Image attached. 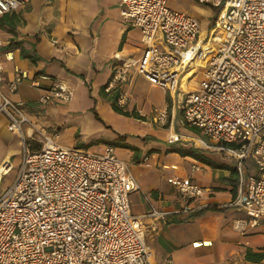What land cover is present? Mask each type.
<instances>
[{"label": "built area", "instance_id": "1", "mask_svg": "<svg viewBox=\"0 0 264 264\" xmlns=\"http://www.w3.org/2000/svg\"><path fill=\"white\" fill-rule=\"evenodd\" d=\"M28 1L0 0V16ZM195 1L221 9L207 35L196 16L171 7L169 0H121V14L141 29L145 47L140 56L122 58L105 90L126 82L132 70L154 80L192 58L193 44L206 40L211 54L205 77L198 89L178 92L173 107L182 112L183 122L200 127L213 144H236L226 148L237 159L238 189L221 206L246 212L248 221L235 222L244 231L248 224L264 222V0ZM26 76L16 68L7 78L0 59V114L23 143L15 182L3 188L7 174L0 179V264H154L146 219L158 221L171 211L151 204L143 215L132 212L130 195L140 186L112 146L91 152L61 144L39 128L24 103L11 97ZM44 81L51 83L41 102L74 98L67 82L46 73L33 77L32 85L41 88ZM128 99L126 90L119 93L121 105ZM170 108L154 109L158 123L168 122ZM248 160L255 172L249 171ZM168 181L184 201L176 212L196 213L209 205L200 201L210 189L192 177L172 175ZM192 200L197 205L192 206Z\"/></svg>", "mask_w": 264, "mask_h": 264}, {"label": "crops", "instance_id": "2", "mask_svg": "<svg viewBox=\"0 0 264 264\" xmlns=\"http://www.w3.org/2000/svg\"><path fill=\"white\" fill-rule=\"evenodd\" d=\"M205 43L197 40L195 55L166 74L153 80L132 70L126 82L107 92L105 87L122 58L140 56L145 47L141 29L121 14V0H29L0 16L5 75L12 78L16 68L27 74L11 97L24 103L37 126L61 144L95 147L99 152L112 146L128 162L140 186L130 195L134 214L147 213L151 204L171 211L158 221L146 219L154 264H264V259L246 257L248 249L264 252V222L238 230L236 220L248 221L249 216L243 209L221 206L236 195L238 173L172 150L174 146L199 148L217 162L236 166L228 148L213 144L200 127L183 122L182 112L173 107L178 92L200 87L207 66L204 54L199 59ZM199 70L203 75L198 83ZM41 73L67 82L74 98L67 103L41 102L44 88L51 83L33 86L32 78ZM123 90L129 93L125 105L118 102ZM166 105H171L170 116L163 125L156 121L154 109ZM8 121L0 114V167L11 161L15 168L14 159L22 160L23 143L20 133L9 130ZM64 132L69 139L60 141ZM173 160L190 164L185 167ZM194 163L200 169L193 170ZM136 165L143 169L138 176L132 169ZM247 165L250 172L256 171L252 160ZM172 175L192 177L210 189L200 201L209 205L196 213L176 212L184 201L178 187L168 181ZM132 195H137V207ZM190 204L195 206L197 201Z\"/></svg>", "mask_w": 264, "mask_h": 264}, {"label": "rangeland", "instance_id": "3", "mask_svg": "<svg viewBox=\"0 0 264 264\" xmlns=\"http://www.w3.org/2000/svg\"><path fill=\"white\" fill-rule=\"evenodd\" d=\"M169 4L173 8L186 11L189 14L196 16L200 20V23L202 26V33L205 35L209 34L211 30H213V21L218 15V13L221 11L220 8L213 7L211 4H204V3L197 2L195 0H169ZM210 51L211 49H209V46L207 45V43L203 44L202 49H201L202 54H200L199 59H202L203 54H204L203 57H206L208 59L211 54L209 53ZM202 75H203V70H199L198 71V83L200 79L202 78ZM67 139H69V135L64 132L63 136L59 140L64 141ZM93 148H88L87 150L91 152H99V150H96ZM14 161H15V168L11 169L9 173H4L7 175L4 176V179L2 181L3 188L9 187L15 182V179L18 174L19 167H20L19 164H21L22 160L20 162L19 158L17 157L14 159ZM173 162L182 163V165H184L185 167H188L190 164L189 162H185V161L180 162L177 160H173ZM132 169L136 173L137 176L140 175L141 171L143 170L142 167L138 165L132 167ZM2 177H3V174L1 175V178ZM132 201L135 207H137V202H138L137 195H132ZM135 207L133 208L135 209Z\"/></svg>", "mask_w": 264, "mask_h": 264}, {"label": "trees", "instance_id": "4", "mask_svg": "<svg viewBox=\"0 0 264 264\" xmlns=\"http://www.w3.org/2000/svg\"><path fill=\"white\" fill-rule=\"evenodd\" d=\"M114 107L117 109L115 104H114ZM118 143H122V142H118ZM122 144L124 146L132 147V149H136L134 146H131V145L127 144V143H122ZM224 145L226 147H229V148H235L236 147L235 143H225ZM172 150L180 152L183 155L194 156V157L200 159L201 161H203L205 163L214 164V165H216V167L229 168V169L232 170L233 173L237 174L236 166H231V165L226 164V163L217 162L216 160H214L213 158L208 156L203 150H201L199 148L184 147V146H174V147H172ZM238 182H239V178H238V174H237V177L235 178V186L236 187H238ZM246 257H247L248 260L261 261L262 259H264V252H255L252 249H248L247 253H246Z\"/></svg>", "mask_w": 264, "mask_h": 264}, {"label": "bare ground", "instance_id": "5", "mask_svg": "<svg viewBox=\"0 0 264 264\" xmlns=\"http://www.w3.org/2000/svg\"><path fill=\"white\" fill-rule=\"evenodd\" d=\"M5 164H10L9 166H5ZM11 166V167H10ZM12 166H13V164H12V162L11 161H6V162H4L2 165H1V167H0V175H2V174H4V173H9L10 171H11V168H12ZM0 179H2L1 178V176H0Z\"/></svg>", "mask_w": 264, "mask_h": 264}]
</instances>
